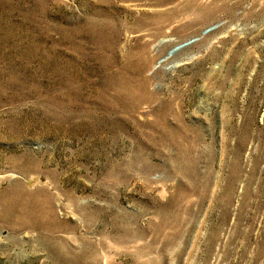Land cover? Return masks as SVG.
<instances>
[{
	"label": "rangeland",
	"instance_id": "1",
	"mask_svg": "<svg viewBox=\"0 0 264 264\" xmlns=\"http://www.w3.org/2000/svg\"><path fill=\"white\" fill-rule=\"evenodd\" d=\"M0 264H264V0H0Z\"/></svg>",
	"mask_w": 264,
	"mask_h": 264
}]
</instances>
